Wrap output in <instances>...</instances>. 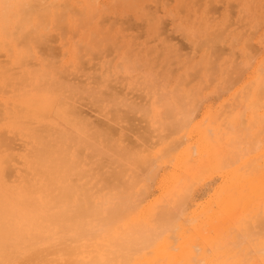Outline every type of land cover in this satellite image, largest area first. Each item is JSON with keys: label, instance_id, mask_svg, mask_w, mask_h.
Instances as JSON below:
<instances>
[{"label": "clouds", "instance_id": "1", "mask_svg": "<svg viewBox=\"0 0 264 264\" xmlns=\"http://www.w3.org/2000/svg\"><path fill=\"white\" fill-rule=\"evenodd\" d=\"M0 264H264V0H0Z\"/></svg>", "mask_w": 264, "mask_h": 264}]
</instances>
